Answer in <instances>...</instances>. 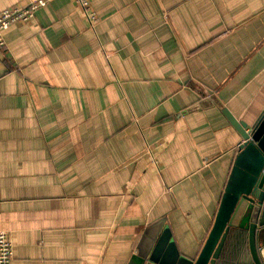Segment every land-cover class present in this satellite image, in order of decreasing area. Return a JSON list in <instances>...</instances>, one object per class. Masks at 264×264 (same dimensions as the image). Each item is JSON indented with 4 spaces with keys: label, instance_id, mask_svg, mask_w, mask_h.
<instances>
[{
    "label": "crops",
    "instance_id": "obj_1",
    "mask_svg": "<svg viewBox=\"0 0 264 264\" xmlns=\"http://www.w3.org/2000/svg\"><path fill=\"white\" fill-rule=\"evenodd\" d=\"M88 1L94 27L76 0H54L4 33L12 264H189L242 142L213 101L248 128L264 116V0ZM226 258L253 263L249 244Z\"/></svg>",
    "mask_w": 264,
    "mask_h": 264
},
{
    "label": "water",
    "instance_id": "obj_2",
    "mask_svg": "<svg viewBox=\"0 0 264 264\" xmlns=\"http://www.w3.org/2000/svg\"><path fill=\"white\" fill-rule=\"evenodd\" d=\"M222 111L242 138L224 190L215 223L195 261L189 264H216L221 257L231 229L248 234L253 264H264V116L254 126L237 120L216 99ZM202 102L191 111L208 108ZM154 254L149 258L154 263ZM184 263V262H181Z\"/></svg>",
    "mask_w": 264,
    "mask_h": 264
},
{
    "label": "built area",
    "instance_id": "obj_3",
    "mask_svg": "<svg viewBox=\"0 0 264 264\" xmlns=\"http://www.w3.org/2000/svg\"><path fill=\"white\" fill-rule=\"evenodd\" d=\"M54 0H32L26 7H14L5 9L0 13V48L6 46L4 33L17 22H27L35 17V13L42 7L48 5ZM83 10L88 23L94 27L99 21V17L92 11L88 0H76ZM14 259L13 244L9 234L0 230V264H12Z\"/></svg>",
    "mask_w": 264,
    "mask_h": 264
},
{
    "label": "trees",
    "instance_id": "obj_4",
    "mask_svg": "<svg viewBox=\"0 0 264 264\" xmlns=\"http://www.w3.org/2000/svg\"><path fill=\"white\" fill-rule=\"evenodd\" d=\"M229 244L235 246V248L239 245L240 249L243 250V248L247 247V244H249L247 232L240 229H231L227 241L225 243L222 255L217 260L216 264H227L226 254L228 253Z\"/></svg>",
    "mask_w": 264,
    "mask_h": 264
}]
</instances>
